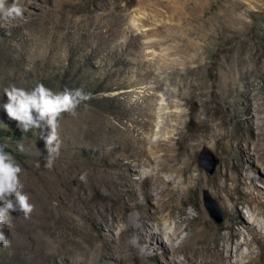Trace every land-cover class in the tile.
<instances>
[{"label": "rangeland", "instance_id": "rangeland-1", "mask_svg": "<svg viewBox=\"0 0 264 264\" xmlns=\"http://www.w3.org/2000/svg\"><path fill=\"white\" fill-rule=\"evenodd\" d=\"M14 2L23 9L27 22L5 25L0 21V105L7 102L5 88L30 91L40 83L54 93L83 89L91 99L83 102L75 115L59 117L61 147L51 168L44 166L48 153L40 132L22 133L0 107V134L5 140L1 144L14 151L11 154L22 168V192L34 205L28 219L18 211L11 212V226L4 228L10 246L0 245V264L66 263V257L90 256L104 244L106 235L113 237L112 248L127 250L132 264H184L182 251L158 258L155 254L162 250L148 247L137 237L130 238L127 245L119 242L118 226L93 224L86 208H75L70 201L84 206V198L72 194L78 190L83 194L84 181L79 177L84 173L88 177L94 167L113 178L117 194L135 187L131 178H144L161 158L152 154L154 161L139 167L133 176L125 165H113L135 161L130 153L143 143L150 149L167 139H172L176 151L190 143L198 146L190 156L194 169L188 175L201 178L200 183L191 182L189 192L174 202L176 218L161 224L164 235H174L167 244L178 250L187 241V247L200 215L205 221L202 226L213 235L210 250L214 244L220 247L225 264H264V251L252 241L249 231L254 227L264 233L261 208L251 200L258 190L244 187L249 194L240 197V215L236 216L231 203L224 200L225 193H216L207 182L226 169L236 176L251 174L260 166L253 155V138L264 134V72L255 67L264 62V0H6V5ZM238 15L246 16L245 31L238 30L242 26L234 20ZM239 68L249 73H239ZM226 69L234 71L235 83L219 89L216 84L223 80ZM213 84L220 96L213 92ZM206 121L217 124L216 130L227 136L226 140L231 138V150L225 140L201 139ZM116 131H123L124 139L140 133L142 140L130 141L129 149L107 158L99 152L93 154L95 145L100 150L117 146L111 140ZM74 147L82 150H77L73 163L68 155ZM204 150L217 160L212 174L201 162ZM206 161L211 159L206 157ZM100 162L102 165L96 164ZM108 163L112 167L106 170L104 164ZM160 174L166 180L171 178L170 172ZM178 181L180 176L176 184ZM229 184L233 186V182ZM205 192L220 207L222 222L206 207ZM152 193L155 202L160 195L156 189ZM63 194H69V199ZM63 206L75 210L71 214ZM237 221H241L235 225L240 233L238 242L228 244L220 237L229 236L228 226ZM153 223L158 225L156 221L140 223L144 234L155 232ZM176 223L182 228L192 225L185 231L177 229Z\"/></svg>", "mask_w": 264, "mask_h": 264}, {"label": "bare ground", "instance_id": "bare-ground-1", "mask_svg": "<svg viewBox=\"0 0 264 264\" xmlns=\"http://www.w3.org/2000/svg\"><path fill=\"white\" fill-rule=\"evenodd\" d=\"M248 11L250 10L247 9V12ZM245 17L246 16L244 15H238L236 18H234L235 22L242 23V26L238 28L239 32L245 31V28L248 27L246 24L247 20ZM255 67L259 69L262 73L264 72V62L262 64H258ZM244 69L241 68L240 70L239 68V71L237 72L242 73L243 71L247 70ZM233 72L232 70L226 69L223 72V80H220L219 83L216 84V86L219 89H222V87L230 88L235 83V78H233ZM247 73H249V70H247ZM212 87L213 92H215L216 95L220 96L218 89H215V85ZM205 125L206 130L202 131V134L200 135L201 139L204 142L211 138H214V140L218 141L225 140L226 146H228L227 149L231 150V138L228 137L229 139L226 140L227 136L222 135L218 132V130H216L215 126H217V124L211 123L210 121H206ZM124 136L125 134L123 131L114 132L113 134H111V137H113V139L111 138V140H115L117 146L108 150H100L97 148L98 145H95L94 147H92V149H94L93 154H97V152H99L101 157L107 158L113 153L117 155L118 150L121 151L122 149H129L130 147L127 145V143H129L130 141L142 140L140 133L137 136H133L129 139H124ZM180 139L181 138L177 140ZM167 140L164 144L160 143L161 145L159 144V146H157V144L156 146L153 145L149 147L150 149H147L144 146L145 143H143L140 147L134 149L133 151L131 149L132 152L130 153V157H134L135 161L129 162L128 164H124L123 162L121 164V161H119L113 165L114 167H122L123 165H125L128 169L129 175L133 176V174H135V171H137L139 167L151 164V162L154 161L151 158L152 154H155V156L157 155L156 158H161V160H157L156 162H154L155 166H153V170L151 171V173L146 174L144 178L136 180L130 177L131 180L136 184L135 187L128 188L127 190L124 189V192L120 190L121 192L117 194L115 187L116 183L112 180L113 178L108 175V173H106L105 171L99 172V170L94 167L91 171V174L86 177V182L84 181V184L81 183L83 194L80 192V190H78L80 193L74 191L72 194L78 195V197L81 199L84 198L83 200L86 201V203L84 204V206H80V204H77L74 200H70L72 202L71 205L75 206V208L81 207L83 209V207H85L88 219L95 225L103 222V224H107L112 227L118 226L121 230V233L118 237L119 242L125 241V244L127 245V243L129 244L130 238L137 237L139 242H145L146 244H148V247H155V250L158 251L161 249V254L159 252H156L155 254V256L158 258L161 255H175L179 251H182L185 254V263L187 264H225V260L220 254V247L214 244V246L212 247V251L210 250L212 241H214L213 235L211 232H207L206 229L202 226V223H205V221L200 215L194 222L195 226L193 225L194 227L191 229V234L188 237L189 243L187 247H185L187 241L184 243L185 245L179 247L178 250L172 249L167 244L168 241L173 239L174 235H164L161 224L166 220H173L176 218V206L174 202L177 201L178 198L184 197L189 192V190L192 188L190 183L201 182V178H193L192 176L188 175L189 172L194 169V163L191 161L190 156L193 150L196 149L198 146H195L190 143L186 144L182 151H176V145L174 146L172 142V144H170V140L172 139H169L168 141ZM144 141L145 140H143V142ZM253 143V148L255 151L253 155L255 158H257L256 160L260 161L258 171L252 170L251 174L249 173L247 175L241 174L232 176L228 173L226 169L224 172L219 173L216 177L207 180L208 185L215 189L216 193H225L224 200L231 203L233 215L236 216L240 215L239 209L237 208L240 197H245L249 194L244 191V187H250L251 190H258L257 196L251 195L252 197H250L251 200L257 201L258 207L261 208L259 210L260 214L264 216V186H260V184H264V175H262V172L264 171V134H257L253 138ZM75 148L76 147L70 150L71 153L68 155L69 161H72L73 163L75 162V159L78 158V156L76 155L77 150H82V148ZM160 151H164V154H159ZM255 155H257V157ZM96 164H101V162ZM110 166L112 167V165H110L109 163L104 164L105 169L106 167ZM250 167L251 166L249 165L248 169H250ZM156 169L158 170V172H154V170ZM160 172H170L171 178L169 180L164 179ZM177 176L181 177V181H178L176 184ZM247 180L249 181L247 182ZM229 182H233V186H231ZM185 184L188 185L185 186ZM153 189L158 190V193L160 195L155 202H153L155 200V196L152 193ZM85 191L88 194H85ZM71 193L72 191L70 192V194ZM93 193H98L99 196H97L96 194L97 197L95 196V199L93 197ZM69 196V194L64 195L65 199H69ZM114 196H116V198H114ZM69 208V206H65V208L63 206V209L67 210L69 213L72 214V211L75 209L72 208L73 210L71 211ZM152 209H154L153 212L151 211ZM79 213L81 212H78V214ZM87 217L85 218L87 219ZM144 221L158 222L157 226H155L154 223L151 224V230L155 231L154 233L150 235L144 234L146 230H141L140 224ZM93 224L91 226H93ZM237 224H241V221L232 222L228 226L230 228V235L227 237L221 236L220 238L226 240L227 243H230L231 241H234L235 243L238 242L236 240L239 238L240 233L238 230L235 229V225ZM191 225V223H188L186 227L182 228L180 223H176V228L179 230L183 229L186 231L190 230L189 227ZM249 231L253 235L252 241L254 240L259 245L260 249L264 251V233L260 232L254 227H249ZM102 238L104 239V244L102 243L103 245L101 244V247L96 248V250L90 256H86L83 254V256H74V258L66 257V263L62 262L61 264H132L133 260L131 259L130 255L126 253L127 250L123 252L124 249L121 250L119 247V249L116 247L117 249L115 250L111 247V242L113 241V237L111 235H106ZM158 240H160V242ZM215 248L217 249L214 250ZM120 253H123V255L121 254L122 257H117V254ZM209 254H211L212 256L209 257Z\"/></svg>", "mask_w": 264, "mask_h": 264}, {"label": "clouds", "instance_id": "clouds-1", "mask_svg": "<svg viewBox=\"0 0 264 264\" xmlns=\"http://www.w3.org/2000/svg\"><path fill=\"white\" fill-rule=\"evenodd\" d=\"M27 22L23 9L18 3L6 5V0H0V21L11 25L13 21ZM7 102L0 105L7 117L16 122V127L22 132L38 130L40 139L45 142L48 155L45 157V167L53 166L59 155L61 141L58 134V119L63 113L75 115L76 109L85 101L91 99L90 93L83 89L68 90L54 93L44 84H37L30 91L24 88L10 86L4 89ZM7 145L0 144V245L10 246V241L4 231L5 226H11V212L22 213L25 219L30 218L34 205L29 202V196L22 192L24 187L20 179L22 168L15 157L6 151ZM23 152V145L18 146ZM87 174L79 179L86 182Z\"/></svg>", "mask_w": 264, "mask_h": 264}, {"label": "water", "instance_id": "water-1", "mask_svg": "<svg viewBox=\"0 0 264 264\" xmlns=\"http://www.w3.org/2000/svg\"><path fill=\"white\" fill-rule=\"evenodd\" d=\"M206 157H209L211 161H206ZM201 162L205 164V168L208 174H212L214 172L217 160L215 159L212 152H210L209 150H204L201 157ZM205 204L212 217L217 222H222L224 219V215L218 204L214 201L211 196H209L207 192H205Z\"/></svg>", "mask_w": 264, "mask_h": 264}, {"label": "trees", "instance_id": "trees-1", "mask_svg": "<svg viewBox=\"0 0 264 264\" xmlns=\"http://www.w3.org/2000/svg\"><path fill=\"white\" fill-rule=\"evenodd\" d=\"M3 141H5V140H4V136L0 134V144H1V142H3ZM6 151H8V152H10V153L14 152V151H12V150H9L8 148H6Z\"/></svg>", "mask_w": 264, "mask_h": 264}]
</instances>
